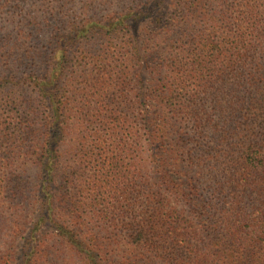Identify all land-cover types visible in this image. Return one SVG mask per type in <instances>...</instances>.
<instances>
[{
	"label": "trees",
	"instance_id": "obj_1",
	"mask_svg": "<svg viewBox=\"0 0 264 264\" xmlns=\"http://www.w3.org/2000/svg\"><path fill=\"white\" fill-rule=\"evenodd\" d=\"M0 264H264V0H0Z\"/></svg>",
	"mask_w": 264,
	"mask_h": 264
}]
</instances>
